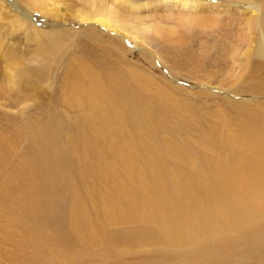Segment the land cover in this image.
I'll use <instances>...</instances> for the list:
<instances>
[{
  "label": "rangeland",
  "instance_id": "rangeland-1",
  "mask_svg": "<svg viewBox=\"0 0 264 264\" xmlns=\"http://www.w3.org/2000/svg\"><path fill=\"white\" fill-rule=\"evenodd\" d=\"M90 1L61 0L59 17L33 11L32 25L57 32L42 44L7 21L0 26V264H264L263 186L247 176L248 167L264 172L253 149L264 124V58L253 52L262 0H192L193 24L178 21L174 0H128L138 7L115 5V32L78 20L76 8L89 11ZM97 79L125 111L122 128L113 112L105 115L112 125H103L101 107L73 92L77 80L85 88ZM121 135L131 155L154 150L165 175H178L177 183L167 179L166 195L192 219L176 236L159 233L119 193L133 173L119 158ZM173 144L188 157L168 151ZM225 172L231 186L222 189ZM205 180L220 189L189 187L202 190ZM221 189L229 202L244 196L246 214L231 221L223 207L225 217L198 220L206 207L223 205Z\"/></svg>",
  "mask_w": 264,
  "mask_h": 264
},
{
  "label": "bare ground",
  "instance_id": "bare-ground-1",
  "mask_svg": "<svg viewBox=\"0 0 264 264\" xmlns=\"http://www.w3.org/2000/svg\"><path fill=\"white\" fill-rule=\"evenodd\" d=\"M24 1H25V11H24L25 13L19 8V6H18V2L19 1L18 0H0V26L5 23L4 21H7L6 25H8L10 28H14L13 31L17 30V31L26 32V35H28V39H30V38L33 39V42L36 43V44H42L40 42L44 43L43 39L45 38V36H48L47 38L50 39V41L54 40L53 38H55L57 36V34H56L57 32L55 33L54 31H46V30H40V29L36 28L34 25H32V21H31L32 16L31 15H32L33 11L37 10V11H40L43 14H45L47 16H50V17H59L60 16V12H61L60 11L61 10L60 9L61 0H24ZM174 2L178 3L177 5H179L178 8L180 9V11H178V13L176 14V18L178 19L179 22L185 23V24H189V23L193 24V23H196L198 21V17L199 16L193 10V9L197 8L198 4L196 3V1H192V0H174ZM90 3L92 4L93 7L89 11H84L80 7L76 8V10H78V13H77L78 20L80 22L93 21V22L101 24L102 26L106 27L109 30H113L114 32L115 31H121L120 30V26L122 24L121 23V16L122 15L120 13V10L118 8H116L115 5L117 4L119 6L129 7L128 10L131 9L132 11H134L138 7V6L136 7V5H134L133 3L129 2L128 0H113V2H111V4H108L110 2L104 3L103 1H99V0L98 1L97 0H93V1L91 0ZM7 4L15 5L16 7H15V9L13 8V10H12L11 8L10 9L8 8ZM250 6H251V4H250ZM254 7L257 10L256 14L261 13V19H260V21L258 22V25H257L256 36H255V38H253V41L255 42V44L253 45V52L255 53V55H257V56H259L261 58H264V0H262V4L261 5H258L257 7L254 6ZM11 13H13V14H11ZM171 16H173V14H171ZM150 28L153 29V31H158L159 30L158 25L157 26L154 25V27H150ZM157 33H159V32H157ZM122 37H123V35H122ZM36 44H34V45L36 46ZM9 47L11 49H13L12 51H14V49H16L15 46L13 47L12 44L8 45V48ZM39 52H41V51L39 50ZM40 54H42V53H40ZM45 57H47V55L44 56V58ZM82 69L85 72L90 73L89 72L90 70L87 68V66H82ZM84 71H83V73H84ZM115 82H116V85L118 86L119 84H121L120 83L121 79L120 78L119 79L116 78ZM71 84H72V81H71ZM102 84L103 83L100 82L99 79H97L95 82L93 81V83L90 86L82 88V87H84V85L81 84L80 80H77V83L76 82L74 83V87H73L74 91L73 92H81L82 94L85 93L84 96H86V94H87L88 95V97H87L88 101H89V103H91L92 106L95 105L98 108L101 107L99 113L103 114L104 120L101 121V122L104 123L103 125H108V124L112 125V123H110L111 121H108V122L105 121V120H109V118H110V117H106L105 115H108L109 113L113 112L114 115L113 114L112 115H113L114 119H116V121L118 123V126L122 128L123 125L124 124L126 125V122H127L126 121V115H124L125 111L123 112L120 109V107H118V104H119L118 102L119 101H116V102L113 101L112 102V101L108 100L109 99L108 93L105 90V88L103 86H101ZM135 84H137V83H135ZM108 85H109V83H108ZM114 90H115V88H114ZM125 95H127V94H125ZM81 97H83V96H81ZM141 101H143V100H141ZM104 106L106 107L105 111L103 109ZM125 106H124V108H125ZM133 106H134V104H133ZM138 108H140V107H138ZM94 113H96V112H94ZM140 114H141V112H140ZM90 116H91L92 121L94 123H96V119L98 118V115L94 116L93 114L90 113ZM110 116H111V114H110ZM121 128H119V129H121ZM98 130H100L101 133L103 132L102 127L99 128ZM256 130L260 133L261 141H260L259 147L258 148H253V149H254V151L257 150V152L261 151L263 156L260 155V158H262V157H264V124H262V126H257ZM102 134H104V133H102ZM102 134H99V135H102ZM137 134H138V132H137ZM144 134H146V133H144ZM110 138H112V137H110ZM120 138H121V149H118V150H120L119 154L120 155L122 154V155L121 156L118 155V156H119V158L121 157L123 160L126 161V164H127V167L129 169V171L130 172L133 171V173H131V175H129V179L127 180L131 184V185L129 184L130 185L129 186L130 189H129V187H128V189H124V188L120 189L119 193L121 195H126V196L129 195V196H131L132 197L131 202H132L133 205L131 204L130 210L132 212H135V213L141 212L142 217L152 218L153 223H155L157 227L161 226V228H158V230H159L158 232L159 233L164 234V235L166 233H168L170 235H174L175 234L174 236H176V233L181 229V227H183L190 219H192L191 217L186 219V217L184 215L185 212L181 208V206L178 203H176L173 200L172 197H167V195H166V194H168V192H171V191H168V192L166 191V185H167L166 182H168L167 179H169L171 177V179H172L171 181H173L174 183H177V182H179L177 180L178 175L175 174L174 172H170V174H168L169 176H166L165 173H164V171H165L164 168L166 166L163 165V164H160V162H158V161L156 162V159H157L156 158V152L154 150H152V149H151L152 151H148L149 149L147 150L146 148H144V147L142 148L141 147V149H140L141 152L138 151V153L135 154L136 156L131 155L130 152H128V149H127V145L129 144V140H130V139H128L129 137L126 138V136H122L121 135ZM117 141H115V142H117ZM140 144H141L140 146H142V143H140ZM134 147H137V146H134ZM134 151H132V152H134ZM168 151H174L175 153H177L178 155H180V156H182L184 158L188 157L186 152L181 151L178 147L174 146V144H173V146L169 147ZM251 152H253V151H251ZM140 153H142V154H140ZM144 158H149L151 160V162H148V166L146 168L144 167L145 165L144 166H143V164L141 165V161H144ZM136 161L138 163H136ZM254 162H256V161H254ZM98 163H99L100 170L103 171L104 168H105L104 165H102L103 163L102 162H98ZM253 165H255V163ZM221 167H222V174H223V172L226 169H223V168H225L224 165L221 166ZM221 167H220L219 170H221ZM93 170H95V169H93ZM260 170L261 169L259 167L258 168H256V167L255 168H249L248 167L247 168V172H248L247 176L251 177L250 181H252L253 183L255 182V184L257 183L258 185L263 186L262 189H259V188H257V189H259L261 194H263V199H264V172H259ZM244 171H245V169H244ZM109 174H111V173H109ZM225 174H226V172L224 173V175ZM112 176H114V174ZM220 181H221L220 184H223V185H221L222 189H224L227 185L231 186L230 185V181L227 178V175L221 176ZM115 182L116 181H114V183ZM191 184L192 185L189 186V187L192 189V191H195L196 193L203 191L205 194H207V192H211L212 186L216 185V183L212 184V183H209L208 181L205 180V182L202 184L203 185L202 186L203 189L200 190L199 189L200 186H201L200 183H199L200 185H198V183L196 184L195 182L191 183ZM125 185H127V184H125ZM167 187H169V186H167ZM177 187H180V184L177 185ZM177 187H175V188H177ZM220 187H219V189H220ZM256 187H258V186H256ZM216 188L218 189V186ZM222 189L219 192H216L217 194H219L221 196H224V198L222 199V202H221V203H223V205H221L222 207L221 206L215 207L214 205L212 207H208V208L206 207L204 209L205 213L203 214L202 217H198V220L200 219L201 222H203V223H209L211 221L209 218L214 217L217 214V212H218V216H221V218L225 217L227 215V213H226V211L224 210L223 207H226L229 210L231 221L233 219V215L234 216L236 215V218H237V215H239V217L242 218L246 214V208L243 207V206L245 204H247V199L244 196H240L239 195V196H237V199L239 198L238 200H240V201H237V199H236L237 203H234L233 201L232 202L226 201L224 199L226 197L227 190H224V193H223ZM179 190H180V188H179ZM259 190H256V192L259 191ZM211 193H208V195L211 194ZM204 197H205V199L208 198L207 195H204ZM256 197H258V196H256ZM207 200L210 201V197ZM115 203H117V202H115ZM200 204H201V202H200ZM204 204H206V202H204ZM118 206H120V205L118 204ZM204 206H208V205H204ZM123 207L124 206H122V208ZM201 207H203V206L201 205ZM204 216H206V217H204ZM236 220H238V219H235L234 222ZM179 234H180V232H179Z\"/></svg>",
  "mask_w": 264,
  "mask_h": 264
}]
</instances>
